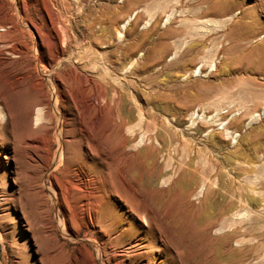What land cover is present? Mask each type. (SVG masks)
<instances>
[{"label": "rangeland", "instance_id": "374dc122", "mask_svg": "<svg viewBox=\"0 0 264 264\" xmlns=\"http://www.w3.org/2000/svg\"><path fill=\"white\" fill-rule=\"evenodd\" d=\"M0 264H264V0H0Z\"/></svg>", "mask_w": 264, "mask_h": 264}, {"label": "bare ground", "instance_id": "6f19581e", "mask_svg": "<svg viewBox=\"0 0 264 264\" xmlns=\"http://www.w3.org/2000/svg\"><path fill=\"white\" fill-rule=\"evenodd\" d=\"M133 16V14L125 21V23L123 24V26H125V24H126V22H128L129 20H130V18ZM169 17V16H168ZM85 74V73H84ZM84 74H83V76H84ZM86 75V74H85ZM84 77H86V76H84ZM87 77H91V76H87Z\"/></svg>", "mask_w": 264, "mask_h": 264}]
</instances>
